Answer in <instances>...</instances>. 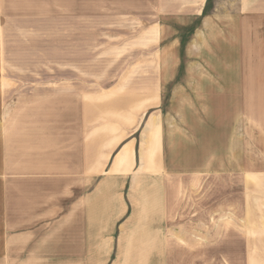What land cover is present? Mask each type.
<instances>
[{
    "label": "crops",
    "instance_id": "0c3cea01",
    "mask_svg": "<svg viewBox=\"0 0 264 264\" xmlns=\"http://www.w3.org/2000/svg\"><path fill=\"white\" fill-rule=\"evenodd\" d=\"M66 2L58 15L55 2L39 12L33 0H0V264H164L172 256L164 239L118 238L96 223L98 208L110 196L105 185L114 178L90 192V165L99 163L90 155V133L106 131L99 142L110 144L112 152L121 134L126 138L134 132L137 117L128 124L111 126L109 119L108 127L90 128V120L115 116L120 102L130 101L117 92L128 82L101 78L90 83L85 59L58 62V53H78V43L68 45L70 39L80 41L81 57L88 38V14L73 15ZM208 2L159 0L158 20L238 23L241 61L230 68L240 74L225 84L224 173L230 181L243 182L249 175L264 180V0L216 1L205 14ZM167 4L173 7L169 11L163 8ZM127 145L113 169L130 161L135 141ZM161 186V193L145 191L146 196L167 207ZM158 245L160 252L153 250Z\"/></svg>",
    "mask_w": 264,
    "mask_h": 264
},
{
    "label": "rangeland",
    "instance_id": "374dc122",
    "mask_svg": "<svg viewBox=\"0 0 264 264\" xmlns=\"http://www.w3.org/2000/svg\"><path fill=\"white\" fill-rule=\"evenodd\" d=\"M33 1L39 12L55 2L57 14L63 15L67 1L73 15L88 14L83 54L80 41L70 39L68 45L78 43V53H58V62L85 59L90 83L101 78L128 82L117 87L130 100L120 102V112L90 120L94 129L108 127L109 119L113 126L137 117L134 132L126 138L121 134L122 142L112 152L110 144L99 142L106 131L90 133V155L99 162L90 165V192L107 177L114 178L105 185L110 196L98 208L96 223L110 227L118 238L165 240L172 256L164 264H264L263 177L230 181L223 164L225 84L240 74L239 68H230L241 61L238 23L159 21V0ZM216 1L224 0H210L205 14L212 13ZM129 140L135 141L130 161L113 169ZM161 185L167 207L146 196L145 191ZM153 248L160 252L162 246Z\"/></svg>",
    "mask_w": 264,
    "mask_h": 264
}]
</instances>
